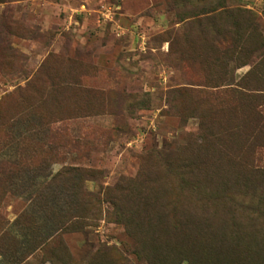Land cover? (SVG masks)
I'll return each instance as SVG.
<instances>
[{"label": "rangeland", "instance_id": "obj_1", "mask_svg": "<svg viewBox=\"0 0 264 264\" xmlns=\"http://www.w3.org/2000/svg\"><path fill=\"white\" fill-rule=\"evenodd\" d=\"M0 13V264H264V0Z\"/></svg>", "mask_w": 264, "mask_h": 264}, {"label": "trees", "instance_id": "obj_2", "mask_svg": "<svg viewBox=\"0 0 264 264\" xmlns=\"http://www.w3.org/2000/svg\"><path fill=\"white\" fill-rule=\"evenodd\" d=\"M18 28H22V27H18V21L11 18L9 13H0V53L1 54H3L8 48V42L10 38L13 36V34L17 33ZM22 90H24V88L20 89V91ZM22 93H21V96H22ZM24 111H28V107H24L23 113ZM20 114H22V112ZM13 116H15V114ZM13 116L12 117L10 116L9 119H6L4 121H0V132H2L3 130L2 133L4 137H9L8 131H10L11 128L13 127V122L11 120ZM42 158L44 157H41V159ZM39 160H40V157H38V159L34 158V160L30 159L29 161H27L26 159L15 158L14 155H7L6 157H3L0 159V176H3L4 178L8 180L10 177L19 176L20 173L26 172V170L27 172H29V170L32 169L31 167H34V166L44 167V166H41V164L45 165L48 163L46 161H42L41 164L39 165ZM22 166L24 168H21ZM78 171L79 169L75 166H64L61 168L60 173L64 176H67L69 174L73 178L75 176V173ZM38 172L39 171H37V173ZM37 175H35V177ZM37 196L40 197L41 194H38ZM40 204L42 208L45 205V203H40ZM8 229L9 228L6 227V220L2 219L0 215V239L4 237H10L12 235V233H10ZM41 244L42 243L37 244L36 248L39 247V249H41ZM45 245L46 243H43V247ZM9 264H12V261H10ZM13 264H16V263L13 262Z\"/></svg>", "mask_w": 264, "mask_h": 264}]
</instances>
